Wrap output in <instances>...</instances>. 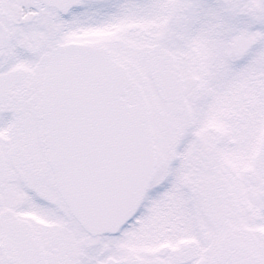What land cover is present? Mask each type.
Segmentation results:
<instances>
[{"label": "snow or ice", "instance_id": "1", "mask_svg": "<svg viewBox=\"0 0 264 264\" xmlns=\"http://www.w3.org/2000/svg\"><path fill=\"white\" fill-rule=\"evenodd\" d=\"M0 264H264V0H0Z\"/></svg>", "mask_w": 264, "mask_h": 264}]
</instances>
